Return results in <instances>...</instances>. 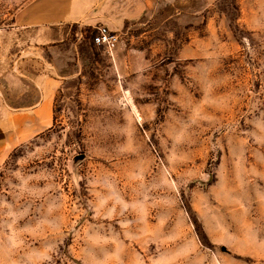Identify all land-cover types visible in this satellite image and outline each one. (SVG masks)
<instances>
[{"label":"rangeland","instance_id":"rangeland-1","mask_svg":"<svg viewBox=\"0 0 264 264\" xmlns=\"http://www.w3.org/2000/svg\"><path fill=\"white\" fill-rule=\"evenodd\" d=\"M30 1L0 0V57ZM48 31L17 49L60 86L0 162V264H264V0H174L113 49Z\"/></svg>","mask_w":264,"mask_h":264},{"label":"crops","instance_id":"crops-1","mask_svg":"<svg viewBox=\"0 0 264 264\" xmlns=\"http://www.w3.org/2000/svg\"><path fill=\"white\" fill-rule=\"evenodd\" d=\"M174 0H32L14 17V50L0 57V162L18 145L53 123V107L60 82L43 72L20 67L17 49L45 44L48 30L68 23L124 31L142 23L145 14L159 11ZM25 47L24 49H22ZM28 78V80H26ZM22 90V92H20Z\"/></svg>","mask_w":264,"mask_h":264},{"label":"built area","instance_id":"built-area-1","mask_svg":"<svg viewBox=\"0 0 264 264\" xmlns=\"http://www.w3.org/2000/svg\"><path fill=\"white\" fill-rule=\"evenodd\" d=\"M93 36L95 44L106 49H113L119 42V34L106 25H98Z\"/></svg>","mask_w":264,"mask_h":264},{"label":"water","instance_id":"water-1","mask_svg":"<svg viewBox=\"0 0 264 264\" xmlns=\"http://www.w3.org/2000/svg\"><path fill=\"white\" fill-rule=\"evenodd\" d=\"M84 157H85L84 155H81V156H79V157H76V160L82 159V158H84Z\"/></svg>","mask_w":264,"mask_h":264}]
</instances>
